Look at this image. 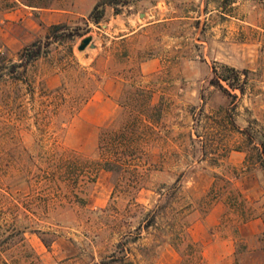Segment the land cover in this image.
<instances>
[{
	"label": "rangeland",
	"instance_id": "obj_1",
	"mask_svg": "<svg viewBox=\"0 0 264 264\" xmlns=\"http://www.w3.org/2000/svg\"><path fill=\"white\" fill-rule=\"evenodd\" d=\"M118 1V13L113 6L100 23L69 25L74 33L27 67L13 68L24 48L0 50V257L11 264H208L206 243L233 234L243 210L262 207L234 188L243 171L226 159L252 118L250 101L211 80L231 67L247 75L245 92L261 89L251 72H264V0ZM158 19L128 40L115 38ZM87 36L94 46L80 50ZM254 55L256 71L240 66ZM152 60L150 70L142 66ZM136 119L144 122L127 170L62 164L72 153L100 159L102 133ZM242 144L258 163L247 138ZM70 174L79 180L68 182ZM216 198L230 209L202 234L195 224ZM190 240L202 258L192 256ZM250 244L238 239L233 264H264V237Z\"/></svg>",
	"mask_w": 264,
	"mask_h": 264
},
{
	"label": "crops",
	"instance_id": "obj_2",
	"mask_svg": "<svg viewBox=\"0 0 264 264\" xmlns=\"http://www.w3.org/2000/svg\"><path fill=\"white\" fill-rule=\"evenodd\" d=\"M100 0H0V50L6 49L10 53H17L33 42L44 38L50 28L56 24L76 25L82 19L88 18L96 4ZM254 6V5H253ZM255 7V6H254ZM113 10L112 5L106 6V12ZM163 19L140 25L136 29L116 36V39L128 40L132 38L141 28L147 25L155 24ZM122 27L116 28L121 30ZM157 65V61H144L143 67L149 69ZM240 66L256 71L258 68L257 57H245ZM150 70V69H149ZM251 80L259 83L260 90H256L255 85H251V93H238V99L245 97L249 100L252 112V118L257 119L264 127V72L261 78H256L257 74L251 72ZM255 90L252 91V88ZM250 95V97H249ZM254 101V104H253ZM244 124L238 127V136L240 141L238 145L226 156L228 163L236 169H242L243 173L232 179V185L240 192L249 203L262 204L258 213L252 215L247 220L241 222L235 227L233 234L222 240L211 239L206 243L205 258L208 264H220L225 258H228L229 264H233L231 255L236 251L238 239L246 242V245L252 248L250 241L264 237V168L258 161L252 165L249 160V151L244 146L245 135L239 129H244L249 124V120H244ZM240 144V145H239ZM230 209V205L225 199L216 198L207 210L204 218L195 224V227L202 229V234H208V230H215L222 223L224 216ZM199 234H201L199 232ZM213 235H216L215 233ZM217 251L218 256L215 260L211 259L210 252ZM230 256V258H229ZM230 259V260H229Z\"/></svg>",
	"mask_w": 264,
	"mask_h": 264
},
{
	"label": "trees",
	"instance_id": "obj_3",
	"mask_svg": "<svg viewBox=\"0 0 264 264\" xmlns=\"http://www.w3.org/2000/svg\"><path fill=\"white\" fill-rule=\"evenodd\" d=\"M121 2L118 0H100L92 12L89 14L88 19L95 22L100 23L104 18L106 6L112 5L115 6L116 13L119 12V4ZM82 21H88L85 18ZM74 33L73 29H70L69 25L66 24H56L50 28L49 33L46 35L44 40L40 39L33 42L31 45L26 46L21 54L22 62L19 64H15V67H27L30 62L39 58L45 51L44 49L50 46L53 42L64 40L68 35ZM217 74V73H216ZM241 71L226 67L225 71L216 75V77L212 78L211 83L217 85L224 91L228 92V89L223 86L221 83V79L228 82L231 88H238L242 93L245 92V84L247 83V75H245L244 79H241ZM230 95L232 93L228 92ZM237 97V95H233ZM143 119L137 120L135 122H126L123 126L119 129H114L108 127L102 136L100 137L99 142V150L100 159L90 160V159H82L77 153H72L70 155H65L62 158V164L67 167H74L79 166V169L89 166L90 164L98 165L99 168H104L106 170H110L113 172L118 171H125L127 168H130L132 164V158L134 149L138 148L139 143V135H136L139 127L142 125ZM242 132L248 142L253 145V148L256 152V157L262 167L264 168V128L260 124V122L255 118H250L249 125L244 129H239ZM66 180L68 182H76L78 181V177L74 175H68ZM179 180H177L173 184L174 190L170 194H165L164 200L162 203L156 206L154 212L151 214L149 220L145 223L144 227L149 228L150 226L154 225L157 221L158 215L163 212V210L168 206L170 199L176 194L179 188ZM163 195V194H162ZM252 217L251 214H247L244 210L242 213V220H247L248 218ZM2 234L0 233V255H1V246L4 244V239L2 238ZM176 238L182 240L183 236L181 234H177ZM175 247L178 246L175 242H170ZM48 246L49 244L46 243ZM198 243L194 240H190L189 247L192 250V256L198 260L202 258L198 255L199 251L197 249ZM202 254V252H200ZM197 261H195L196 263ZM0 264H11L5 259L0 257Z\"/></svg>",
	"mask_w": 264,
	"mask_h": 264
},
{
	"label": "water",
	"instance_id": "obj_4",
	"mask_svg": "<svg viewBox=\"0 0 264 264\" xmlns=\"http://www.w3.org/2000/svg\"><path fill=\"white\" fill-rule=\"evenodd\" d=\"M92 40H93L92 36L84 37L81 41V44L79 45V49L84 50L88 45L94 46Z\"/></svg>",
	"mask_w": 264,
	"mask_h": 264
}]
</instances>
